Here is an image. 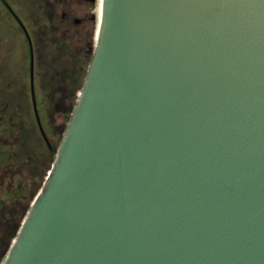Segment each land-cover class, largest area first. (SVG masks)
Instances as JSON below:
<instances>
[{
  "label": "water",
  "instance_id": "95a60500",
  "mask_svg": "<svg viewBox=\"0 0 264 264\" xmlns=\"http://www.w3.org/2000/svg\"><path fill=\"white\" fill-rule=\"evenodd\" d=\"M1 1L48 144L32 41ZM1 264H264V0H102L70 120Z\"/></svg>",
  "mask_w": 264,
  "mask_h": 264
},
{
  "label": "trees",
  "instance_id": "16d2710c",
  "mask_svg": "<svg viewBox=\"0 0 264 264\" xmlns=\"http://www.w3.org/2000/svg\"><path fill=\"white\" fill-rule=\"evenodd\" d=\"M0 6L7 17V19H4V16L0 18L1 264L26 212L42 187L57 152L58 147L53 146L48 139L44 120L51 117L52 109L59 110L62 105L64 108L70 96H75L77 89H81L85 77L81 71L79 74L65 75L77 81L75 82L77 88L73 86L64 91L63 86L70 80L61 79V73H54L58 67L50 68L54 62L53 58H50L52 62L43 63V59L38 54L40 41L51 47L52 41H55L53 36L49 38L45 35L42 40H36V45L31 39L34 48V95L40 122L48 139L47 144L39 132L32 108L29 88V47L26 37L1 1ZM21 20L25 24L24 20ZM6 22L10 23V27ZM34 23H37L42 30L39 18ZM12 27L13 31H8ZM15 42L20 44V57L14 55ZM48 49L52 55L53 50ZM42 71L46 75H42ZM49 73L53 75L49 76ZM21 112L25 119H22Z\"/></svg>",
  "mask_w": 264,
  "mask_h": 264
},
{
  "label": "rangeland",
  "instance_id": "374dc122",
  "mask_svg": "<svg viewBox=\"0 0 264 264\" xmlns=\"http://www.w3.org/2000/svg\"><path fill=\"white\" fill-rule=\"evenodd\" d=\"M11 10L16 14V16L20 19L24 20L25 26L28 34L30 35L31 39H33L36 45V40H41L43 35L45 34L46 37L51 38L54 37H62V45L63 49L59 51V53L55 52V54H50L51 52L48 48H51L47 44L43 42L46 46L41 51L38 47V54L43 59V63L52 62L50 58H54L53 64L50 66L51 69L58 67L54 73L59 74L61 73V79H68L67 84L63 86V90L67 91L71 89L73 86L77 88V81H73V77H65V75H74L79 74L81 71L84 73L83 77H85L89 63L91 61V54H87L85 58H83V53L85 54L84 47V40L78 38L77 36L72 35L70 32L71 30L67 29V24L65 25L64 21L60 20V16L63 12L67 14V17L72 20L74 17L75 9H74V0H4ZM97 9V7H96ZM97 14V13H96ZM5 12L3 8L0 6V18L4 16V19H7L5 16ZM41 20L39 24H42V30L39 29L38 24L34 23L37 19ZM64 22V23H63ZM8 27H10V23L6 22ZM14 27V25H13ZM9 29L8 31H13ZM7 29V28H6ZM95 31H96V23L94 25V39H95ZM63 33H69L67 35H62ZM41 42V41H40ZM93 42V40H92ZM52 45V44H51ZM20 44L15 42L14 44V55L20 57L21 53L19 50ZM55 48V47H54ZM55 55V56H54ZM48 59L50 61H48ZM42 75L44 72L42 71ZM53 75L49 73V76ZM76 82V83H75ZM83 84V82H82ZM82 87V86H81ZM80 89L75 92V96L71 95L68 101L65 102L64 108L63 105L61 109H52V114L49 119L45 118V126H46V133L48 135V139L51 141L52 145L58 147L61 139L63 137L64 131L66 126L70 120L71 114L73 112L74 106L77 100V94ZM17 112V111H15ZM18 113V112H17ZM22 119H25L24 114L21 112ZM48 120V122H47ZM29 125V123H27ZM24 169V167H23ZM27 173V171H26ZM2 261V260H1Z\"/></svg>",
  "mask_w": 264,
  "mask_h": 264
},
{
  "label": "flooded vegetation",
  "instance_id": "af4514ba",
  "mask_svg": "<svg viewBox=\"0 0 264 264\" xmlns=\"http://www.w3.org/2000/svg\"><path fill=\"white\" fill-rule=\"evenodd\" d=\"M101 1L102 0H74L75 13H74V17L72 18V20H70V18L67 17V14L65 12H63L60 16V20L64 21L65 23L64 22L63 23L65 25L67 24V29L71 30L70 33L72 35L77 36L78 38H81L82 40H84V47H86V48L84 51L85 54L83 53V58H85L87 54H91V56L93 55V42L94 43L96 42L95 39H93L94 25L96 23V28H97L98 20L96 17V13L100 17ZM1 3L6 8V6L4 5V3L2 1H1ZM96 7H97V9H96ZM95 33H96V31H95ZM68 34L69 33H63L62 35L68 36ZM41 36L45 37V34L43 35V33H42ZM53 38L55 41H52V44H53V46H51L52 50H53L52 52H53V54H55V52L59 53V51L63 49V45L61 43L62 37L58 38V37L54 36ZM30 39H31V37H30ZM92 40H94V41L92 42ZM32 47H33V44H32ZM39 47H40V51H41L46 46L41 41V43H39ZM33 54H34V48H33Z\"/></svg>",
  "mask_w": 264,
  "mask_h": 264
},
{
  "label": "bare ground",
  "instance_id": "6f19581e",
  "mask_svg": "<svg viewBox=\"0 0 264 264\" xmlns=\"http://www.w3.org/2000/svg\"><path fill=\"white\" fill-rule=\"evenodd\" d=\"M101 9H102V1H101ZM96 17H97V20H98V24H97L96 33H95V41L97 39L98 32H99V26H100V17L98 16V14H96Z\"/></svg>",
  "mask_w": 264,
  "mask_h": 264
}]
</instances>
